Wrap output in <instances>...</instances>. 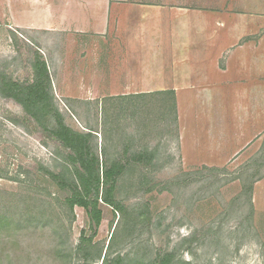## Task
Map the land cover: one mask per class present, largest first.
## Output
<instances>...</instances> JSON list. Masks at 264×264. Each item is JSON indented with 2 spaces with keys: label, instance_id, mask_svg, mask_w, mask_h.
Returning a JSON list of instances; mask_svg holds the SVG:
<instances>
[{
  "label": "rangeland",
  "instance_id": "rangeland-1",
  "mask_svg": "<svg viewBox=\"0 0 264 264\" xmlns=\"http://www.w3.org/2000/svg\"><path fill=\"white\" fill-rule=\"evenodd\" d=\"M47 1L0 0V73L25 86L36 53L47 59L65 123L91 128L94 150H105L108 165L123 164L113 191L119 209L101 202L98 227L83 207L72 212L68 191L46 171H75L54 124L0 96V264H109L118 256L155 264L165 254L171 264H264V139L222 163H185L168 97L74 93L81 59H67V45L91 36L50 30L54 15L37 14ZM84 233L93 241L78 248Z\"/></svg>",
  "mask_w": 264,
  "mask_h": 264
},
{
  "label": "crops",
  "instance_id": "crops-1",
  "mask_svg": "<svg viewBox=\"0 0 264 264\" xmlns=\"http://www.w3.org/2000/svg\"><path fill=\"white\" fill-rule=\"evenodd\" d=\"M38 12L54 15L50 30L90 33L67 45L81 59L74 93L174 95L185 163L264 139V0H49Z\"/></svg>",
  "mask_w": 264,
  "mask_h": 264
},
{
  "label": "trees",
  "instance_id": "trees-1",
  "mask_svg": "<svg viewBox=\"0 0 264 264\" xmlns=\"http://www.w3.org/2000/svg\"><path fill=\"white\" fill-rule=\"evenodd\" d=\"M32 67L34 69L33 80L25 86L17 81L6 79L3 73H0V96L22 105L25 112L40 125L54 124L51 134L69 152V158L75 165V171L70 177H67L64 172L53 173L46 170L47 174L57 182L61 189L68 191L65 203L69 209L73 212L76 206L83 207L91 226L98 227L103 218L101 202L119 209L113 197V191L118 176L123 170V164L115 161L108 165L105 150L102 148L101 155L94 150L93 146L96 143L91 128H89L90 131L83 133L65 123L62 113L54 103L52 78L46 59L36 53ZM161 96L168 97L172 101L175 111L174 95L164 92ZM2 218L4 216L0 217V220ZM93 236V234L85 236L84 233L78 248H81L83 243L90 244ZM171 260V257L165 254L164 258L159 259L155 264H171ZM122 261V257L118 256L110 260L109 264H121Z\"/></svg>",
  "mask_w": 264,
  "mask_h": 264
}]
</instances>
